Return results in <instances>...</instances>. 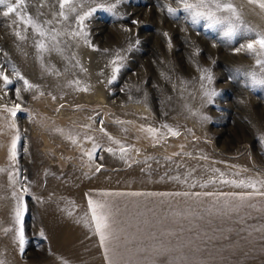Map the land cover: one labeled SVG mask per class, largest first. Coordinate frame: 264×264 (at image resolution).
<instances>
[{
	"label": "rangeland",
	"instance_id": "rangeland-1",
	"mask_svg": "<svg viewBox=\"0 0 264 264\" xmlns=\"http://www.w3.org/2000/svg\"><path fill=\"white\" fill-rule=\"evenodd\" d=\"M229 2L242 21L232 36L174 0H106L112 11L24 0L7 16L16 0L0 4V70L12 80H0V264H264V86L250 75L264 78V55L245 47L264 34V9ZM93 8L86 38L72 35ZM89 200L109 217L104 245Z\"/></svg>",
	"mask_w": 264,
	"mask_h": 264
},
{
	"label": "snow or ice",
	"instance_id": "snow-or-ice-1",
	"mask_svg": "<svg viewBox=\"0 0 264 264\" xmlns=\"http://www.w3.org/2000/svg\"><path fill=\"white\" fill-rule=\"evenodd\" d=\"M24 0H16V5L13 6L12 4H8L7 6V11L4 12V15L7 16L11 13H15L17 11V8H19L23 4ZM175 3L179 4L185 12H188L192 15L193 17V23H196L199 19L203 18L206 21H208L212 25H221L227 22L228 24V29L227 32L225 33L228 36H232L235 34L236 28L238 25L242 24L240 14L237 10V8L229 2V0H174ZM5 3V0H0V4ZM73 3V0H60V8L64 9L65 6L71 5ZM106 0H100V3L98 7L101 10H106V11H112V9L115 7L114 4L105 7ZM248 3L250 4H258V6L261 9H264V0H248ZM96 11V8L91 9L89 12H85L83 15L79 16L78 18V24L80 26V31L79 32H74L72 35L74 36H83L86 38L87 33L83 31L84 29V22L85 20L92 14V12ZM169 14L175 15L177 12L176 8L173 7H168L167 9ZM227 13L228 15L226 16H220L217 15V13ZM61 16H64V12H60ZM65 19H67L66 16H64ZM21 22L25 23L27 26L35 28V30L39 33L41 37L45 35V32L42 28L38 27L37 25L34 24L32 19L29 17L26 21L21 17ZM135 23V22H134ZM17 36L20 35L19 32L16 33ZM257 46H259L260 51L257 52ZM39 47L41 49H44L45 45L43 43L39 44ZM247 50L251 53L256 54L257 56L264 55V34L256 33L255 37L249 42L246 46ZM257 64L264 66V59H257ZM113 64H116V61H113ZM264 70V68H262ZM114 75L113 79H115V73L119 72V68L115 67L114 68ZM239 72V70H237ZM13 73L21 80H23L25 89L31 88L32 85L29 84V82L23 78L18 72H16L13 69ZM253 86L255 85H260L264 86V78H257L254 73L250 74ZM210 79V78H209ZM0 80L3 81L4 85L7 86L12 83V80L10 79L9 75L5 73V71L0 70ZM208 95L209 100H211L212 95H215V93H206ZM17 99H19V92L17 91ZM20 105L17 104L14 106V108H9L7 109L10 114L15 117L17 115V110H19ZM207 119V117H205ZM167 127V126H165ZM103 131V129H101ZM149 132L155 134L156 130L154 129H148ZM168 131L171 133V135L175 136L178 135L175 131L172 129H168ZM107 135V133H105ZM20 139L19 135H17L11 144V150H10V156L11 159L14 161L16 159V151H17V142ZM109 139H112L109 137ZM75 142V141H73ZM115 142V141H114ZM109 152L112 151L111 148L107 149ZM121 151H124L122 148ZM179 179V177H177ZM214 182V181H212ZM222 183H230L234 186L237 187H246V188H251L254 191H257V186L256 183L253 181H245V180H240V181H228V180H222ZM264 183V182H261ZM193 187L195 186L194 184L192 185ZM203 186V185H202ZM29 189L23 185H21V193L20 195H17L15 192L13 193V197L17 200L16 208H15V223L20 224L21 227L18 229V238H19V244L21 247V251H23V245H24V232H23V227H22V221H23V215L25 212V206L23 204V198L24 194L27 193ZM133 195H140L139 193H134ZM175 195H184V196H189L191 193L185 192L183 194L181 193H175ZM205 195H214V193H205ZM261 195H264V193H261ZM246 197L240 196L238 199L244 200ZM88 206L91 211V220L95 223V230L100 236L101 244L104 245L106 241L109 240L110 238V224H109V217L106 213L99 212L98 209H102L105 206L104 205H95L92 200L88 201ZM107 255V253H106Z\"/></svg>",
	"mask_w": 264,
	"mask_h": 264
},
{
	"label": "bare ground",
	"instance_id": "bare-ground-1",
	"mask_svg": "<svg viewBox=\"0 0 264 264\" xmlns=\"http://www.w3.org/2000/svg\"><path fill=\"white\" fill-rule=\"evenodd\" d=\"M99 99H100L101 101H103V102L105 101V99H104L102 96H100V95H99ZM140 108H144V107H143V106H142V107H141V106H134V105L130 107L131 110H132V109H136V110H138V109H140Z\"/></svg>",
	"mask_w": 264,
	"mask_h": 264
}]
</instances>
